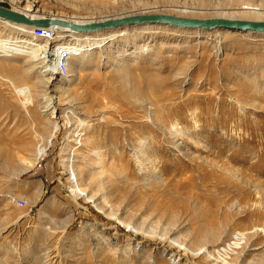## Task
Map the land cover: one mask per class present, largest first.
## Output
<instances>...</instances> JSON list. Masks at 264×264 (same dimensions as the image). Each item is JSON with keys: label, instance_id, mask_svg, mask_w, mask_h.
Segmentation results:
<instances>
[{"label": "rangeland", "instance_id": "rangeland-1", "mask_svg": "<svg viewBox=\"0 0 264 264\" xmlns=\"http://www.w3.org/2000/svg\"><path fill=\"white\" fill-rule=\"evenodd\" d=\"M13 5L264 20V0ZM32 28L0 20V264H264V35L154 24L47 42ZM62 42L78 54L66 76Z\"/></svg>", "mask_w": 264, "mask_h": 264}, {"label": "water", "instance_id": "water-1", "mask_svg": "<svg viewBox=\"0 0 264 264\" xmlns=\"http://www.w3.org/2000/svg\"><path fill=\"white\" fill-rule=\"evenodd\" d=\"M0 20L30 27L57 26L77 33L108 31L127 26L166 25L202 31L225 30L264 35V20L230 19L224 17L190 18L163 13L136 14L105 18L86 23L74 22L58 16H28L20 11L0 5Z\"/></svg>", "mask_w": 264, "mask_h": 264}, {"label": "built area", "instance_id": "built-area-1", "mask_svg": "<svg viewBox=\"0 0 264 264\" xmlns=\"http://www.w3.org/2000/svg\"><path fill=\"white\" fill-rule=\"evenodd\" d=\"M20 0H0V5L1 6H4V7H8L9 5H12V6H15L13 4H15L16 2H19ZM11 6V7H12ZM30 34L36 38V39H41L43 41H46L47 42H50L51 40H55L58 35H56L55 31L51 30L50 28H41V27H33L31 30H30ZM66 36V35H64ZM62 36V37H64ZM60 37V35H59ZM72 45L68 44V42L65 43H59V44H55L53 46V49L52 52L54 54H57V60L59 61V69H60V74L61 75H65L67 74V68H68V64H69V61H70V58L75 56V55H78V54H75L74 52H70V47ZM0 52H2L3 55H7L9 54L7 52V46H1L0 47ZM52 53V54H53ZM59 74V75H60ZM25 90V88H24ZM22 92V90H17V92H15L16 94L18 95H21L20 93ZM23 97V95H21Z\"/></svg>", "mask_w": 264, "mask_h": 264}, {"label": "bare ground", "instance_id": "bare-ground-1", "mask_svg": "<svg viewBox=\"0 0 264 264\" xmlns=\"http://www.w3.org/2000/svg\"><path fill=\"white\" fill-rule=\"evenodd\" d=\"M242 8H244L245 10H247L248 12H256L257 11V9L258 8H256V7H252V6H243ZM24 9V8H23ZM22 13H24V14H26V15H28V16H32V17H36L37 15H35L34 13H35V11H33L32 9H30V7H28V8H26V9H24L23 11H21ZM220 17H225V16H220ZM226 18H230V19H233L234 17L233 16H228V17H226ZM74 19V22H78V23H86V22H90V21H85V20H80V19H77V18H73ZM1 21H4V20H1ZM73 21V20H72ZM5 22H8V21H5ZM8 23H10V22H8ZM10 24H13V23H10ZM13 25H21V24H13ZM23 26H25V25H23ZM26 27H30V26H26ZM51 30H53V31H55V33H56V35L57 34H63V35H68V34H79V33H77V32H74V31H72V30H69V29H66V28H61V27H57V26H50L49 27ZM44 59H45V62L46 61H48L49 59H50V56H51V53H50V51L49 50H44ZM44 71L46 72V75H52L54 72L53 71H55V69H53V68H51L49 65H46V68L44 69ZM52 78V77H51ZM48 79V81H49V79H50V77H48L47 78ZM52 99V97H49V99L48 100H51ZM50 104H52L51 103V101L50 102H46V106H49ZM52 116V115H51ZM53 117V116H52ZM59 119V118H58ZM56 126L57 125H54V127H53V129L54 130H56L57 128H56ZM79 129V128H78ZM71 141V140H70ZM62 162L63 163H65L64 165H65V167H66V164L69 162L68 161V159H65V158H63L62 159ZM68 169V168H67ZM66 169V170H67ZM68 180L70 181V183H71V189H70V191H72V192H76V191H78L79 190V188H78V184L77 183H75L72 179H71V177L69 176L68 177ZM239 234V233H238ZM240 236H242L241 234H240ZM239 239H241V238H239ZM238 240V239H237ZM239 243H241V242H232V245H233V247H239ZM180 250H182L183 252H182V256H184L185 254H186V250H184V249H180ZM177 252H179V250H177Z\"/></svg>", "mask_w": 264, "mask_h": 264}]
</instances>
